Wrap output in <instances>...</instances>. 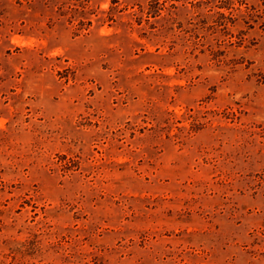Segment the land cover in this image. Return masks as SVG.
I'll list each match as a JSON object with an SVG mask.
<instances>
[{
	"label": "rangeland",
	"instance_id": "374dc122",
	"mask_svg": "<svg viewBox=\"0 0 264 264\" xmlns=\"http://www.w3.org/2000/svg\"><path fill=\"white\" fill-rule=\"evenodd\" d=\"M0 264H264V0H0Z\"/></svg>",
	"mask_w": 264,
	"mask_h": 264
}]
</instances>
